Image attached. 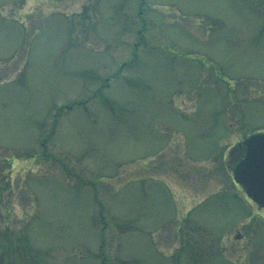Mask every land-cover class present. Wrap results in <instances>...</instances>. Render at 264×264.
Instances as JSON below:
<instances>
[{"label": "rangeland", "instance_id": "rangeland-1", "mask_svg": "<svg viewBox=\"0 0 264 264\" xmlns=\"http://www.w3.org/2000/svg\"><path fill=\"white\" fill-rule=\"evenodd\" d=\"M262 131L264 0H0V264H264Z\"/></svg>", "mask_w": 264, "mask_h": 264}, {"label": "water", "instance_id": "water-1", "mask_svg": "<svg viewBox=\"0 0 264 264\" xmlns=\"http://www.w3.org/2000/svg\"><path fill=\"white\" fill-rule=\"evenodd\" d=\"M242 144L246 151L234 166V179L250 198L264 207V132L251 135Z\"/></svg>", "mask_w": 264, "mask_h": 264}]
</instances>
